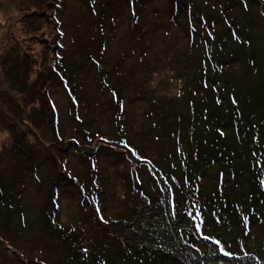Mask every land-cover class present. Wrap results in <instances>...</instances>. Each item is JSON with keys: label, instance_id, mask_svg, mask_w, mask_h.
I'll use <instances>...</instances> for the list:
<instances>
[{"label": "rangeland", "instance_id": "374dc122", "mask_svg": "<svg viewBox=\"0 0 264 264\" xmlns=\"http://www.w3.org/2000/svg\"><path fill=\"white\" fill-rule=\"evenodd\" d=\"M233 1L185 0L181 6H174L173 13L182 18L191 13L197 27L206 32L205 25L216 23L212 31L218 37L214 43L206 41L205 46L216 50V42L225 39L227 50L234 49L237 59L236 69L233 67L223 86H236L241 91L248 86L255 98L258 92H264V0H237L238 4L229 10ZM100 2L107 4V12ZM95 4L99 9L89 10ZM90 6L83 0H0V251H9L10 262L15 264H65V258L82 255L87 260L82 264H126L127 255L141 247L153 251L183 248L170 220L161 214L153 219L144 217L147 203L140 191H128L125 178L131 173L134 180L139 159L131 153L120 157V153L124 148L133 154L137 151L140 158L152 157L163 170L169 168L164 158L173 145L153 139L170 125L165 120L155 122L154 118L157 114L169 116L170 103L166 100H176L181 93L187 96L183 86L204 67L211 68L214 59H191L190 40L183 25L172 21L167 0L145 2L138 23L151 27H145L147 32L140 41L130 38L134 17L128 7L119 12V0H97ZM93 14L105 15L112 22L104 27L103 36L95 30L97 17ZM137 33L142 34V28L132 32L133 36ZM245 42L251 47L243 46ZM196 45L201 51L203 45ZM64 51L70 52L71 64L77 59L78 63L67 76L58 72L60 85H49L47 73L55 68V61ZM224 58L232 60L229 56ZM76 82L83 99L73 108L75 101L70 93L76 92ZM41 88L51 91V104L41 105ZM119 90L123 96L120 117ZM156 99L158 111L153 116L149 113L156 109ZM260 109L264 110V101ZM174 111L187 114L188 107L182 103ZM46 113L61 125L63 138L54 134L52 122L44 117ZM75 115L84 119L80 123L89 129L87 137L97 139L92 143V164L83 156L91 147L86 132L75 126ZM151 121L159 126L154 127ZM21 133L26 134L25 144L36 150L29 157L22 150L11 149ZM70 142L73 144L66 146ZM101 144L103 148L99 147ZM34 159L46 160L37 172L30 169ZM51 159L58 165L57 173L61 169L64 182L71 180L67 172L74 176L73 186L60 184L57 190L53 188L56 175L48 166ZM234 167L244 169V173L228 191L239 198V203H246L248 198L242 195L248 186L246 166L239 162ZM136 170L137 180L149 185L150 173L155 171ZM203 183L200 194L214 195L213 182ZM55 191L59 195L57 210L50 199ZM259 202L254 197L250 211L256 222L247 230L238 225L239 217L223 207L219 209V220L203 223L201 233H211L221 243L230 241V250L240 247L243 238L250 250L259 248L257 244L264 239V203ZM134 206L145 208L134 214ZM186 224L191 226L188 221ZM201 233H195L196 237ZM74 239L75 246L66 252V244ZM201 249L204 247L199 246V252ZM146 260L141 264L154 262Z\"/></svg>", "mask_w": 264, "mask_h": 264}, {"label": "trees", "instance_id": "16d2710c", "mask_svg": "<svg viewBox=\"0 0 264 264\" xmlns=\"http://www.w3.org/2000/svg\"><path fill=\"white\" fill-rule=\"evenodd\" d=\"M83 1L87 7L90 6L91 2H97V0ZM146 1L147 0H119V12L128 7L133 14L134 18L131 21V31L134 32L142 28V34L137 33V36H133L132 32L129 33L130 38H137L138 41H140L147 32L145 27H151V25L138 23L139 14L145 7ZM167 1L168 4H170V8L168 7V9H170L169 11L172 13V21L175 22V25L179 24L184 26L185 29L183 26L182 29L190 40L189 45H191V51H189V55L191 59L209 60L211 62L214 59V62L211 68L208 69L204 67L203 72L200 71V74L196 73L193 76L194 81L192 78L189 83L183 86L186 87L188 92L187 96L181 93L176 100H166L170 103L169 112L171 113H169V116L167 115L165 117L162 114H157L154 118L155 122L158 120H165L167 125H170L169 129L164 128L153 139L159 144L169 142L173 145L172 149L169 151V157L166 156L164 158L169 168L163 170L152 157H145L139 154L141 155L140 158L137 151L133 154L131 151L124 148L120 153V157L127 156L131 153L139 159V163H136L134 169L135 181L132 180L131 173H129L131 179L129 175L125 176L127 180L126 184L130 188L128 191L132 192V194V189L140 191L142 200L146 202L147 205L145 206L146 208L142 207L140 210L138 207L134 206L132 213L140 214L145 208L146 216L143 215L145 218L148 217L149 219H153L155 215L161 214L164 219L170 220L174 225V229L177 230V239L183 245V248L179 250L176 249L175 251H153L146 247H141V249H136L135 252L133 251L132 255L126 254L127 258L125 262L126 264H141V262L149 258L154 260L153 264H264V239L257 244L263 251L259 248L250 250L247 247L245 238L241 239L240 247H237L236 250H230L228 248L230 246V241H222L221 243L218 241L217 237L215 238L211 233H201L203 223L219 220V209L223 207L226 208L227 211L234 213L236 217H239L238 225H240L243 230H247L256 222L255 217L252 215L253 211H250L254 205V197L256 200H260L258 204L264 203V131L262 129L264 110L260 109L261 103L264 101V92H258L254 98L252 90L248 86L243 91L229 84V88L223 86L225 81L228 83V78L233 73V70L236 69L234 49L231 51L227 50L225 39H219L216 42V50H213L212 47H208L207 49L205 42L209 41L210 43H214L218 37L217 33L215 35L212 31L213 26L216 28V23L212 21V24L209 25L211 30L205 25L207 32L205 29L200 30V27H197L195 22V17H193L191 13L185 14L186 16L183 18L180 14L173 13L174 6H181L185 0ZM188 1L189 0H187V2ZM250 2H256V0H250ZM235 3L238 4L237 0L233 1L230 6L228 5V9L233 10ZM101 8L107 12V4L101 3ZM97 9H99V5L97 4L89 7L91 11H96ZM186 9L190 8L186 7ZM93 15L97 17L95 30L99 35L103 36L104 27L107 23L112 24V22L109 21L105 15ZM145 17L149 19V13H146ZM103 38L104 37H102V39ZM167 38H169V35ZM234 40H237V38ZM196 44L203 45L201 51L198 50ZM229 44L236 46L234 42H230ZM243 46L251 47L249 42H245ZM142 51L143 50H140V53H142ZM64 52L62 57L59 59L57 58L55 61V68L50 69L49 72L47 71L48 78H51V82L48 78L46 79L47 81H45L49 82V85L54 82L60 85V83H58V76H60L58 72L66 74L67 76L71 68L78 63L77 59L71 64L72 57L69 55L70 52ZM198 52H202V55L198 56ZM227 56L231 57L232 60L224 58ZM123 59H125V54H123ZM250 60L251 59H249V61ZM23 62V64L29 65L28 61L26 62L23 60ZM100 78L101 77H99V80ZM120 83L121 79L119 78V85H121ZM238 83L243 85L241 82ZM21 85L24 87L23 82ZM75 86L76 92L74 90L70 93V96L75 101V103L72 104L73 108H76L80 100L83 99V96L80 97L78 93L77 82ZM41 90H43V93L38 94L42 102L41 105H48L51 97L49 92L51 91H46L45 88H41L40 91ZM120 91L122 90H119V117L122 116L123 113L120 104L123 96L120 95ZM182 103L184 106L188 107V113L179 115L174 110ZM154 105L156 109L149 113L153 116L154 113L158 111V99L155 100ZM76 110L77 109L74 111L76 112ZM72 111L71 109V113ZM44 117L47 119L49 118L48 121L52 122L51 127L54 134L60 139L63 138L61 134V125H57L55 121L51 119V117L54 119V116L46 113ZM80 118L81 120L78 118V115H75V126L86 132V140L91 148H88L83 153V156L88 161H91L92 164V159H94L92 156V152L94 151L92 143L97 139L87 137L89 129L85 127L86 124L80 123L84 120L81 116ZM155 122L151 121L153 126H159ZM25 136V133H21L17 138V143H14L11 149L12 151L22 150V153H27V157H29L32 153L36 152V150L32 145L25 144ZM72 144L73 142H70L66 146H71ZM79 146L83 147L80 144ZM99 147L103 148L102 144ZM44 160L42 159L39 161V159H34L30 164V169L33 167L31 171L37 172L39 168H42L43 163L46 162V160ZM239 162L244 163L247 170L246 177L248 186L242 194L248 198L244 201L246 203H239V198L233 197L228 191L229 186H231L233 182L238 181L244 173V169L241 171L239 169L236 170L234 167L236 163ZM48 166L51 167V172L56 175L53 188L57 190L58 187L61 186L60 184L69 186L74 185L75 178L70 172H67V174L71 180L67 178V182L63 181V175L60 174L61 169H59L57 173L56 168H58V165L54 159H51ZM8 168L10 169L12 167ZM137 168H148L149 171L150 169L155 171V173H150L148 178L149 185H146L144 181L137 180ZM214 168L216 172L210 173L209 171ZM63 169H65V167ZM225 178H227L226 182ZM204 180H207L208 183L213 182L212 186H215L213 190L214 195L203 197L200 194ZM48 184L46 186H48ZM236 192L237 191H235V193ZM58 197L59 195L56 191L50 194L52 206H54L56 210L58 209ZM133 198L134 197H132V199ZM186 221H188L191 226L186 224ZM262 225L264 226V224ZM128 231L132 233V230ZM195 233H201V236L197 238ZM127 241L130 240L127 239ZM75 242L76 239L66 244V252H70V247L75 246ZM236 242L239 245V241ZM199 246L204 247L200 252ZM125 250L130 252L128 249ZM1 257L0 264H15L14 262H10L11 256L9 251H0V258ZM84 257V255L77 257L70 256L69 259L65 258L63 262H65V264H67L66 261L71 264L77 262H80L78 264H82L87 262ZM17 261L19 262V260Z\"/></svg>", "mask_w": 264, "mask_h": 264}]
</instances>
